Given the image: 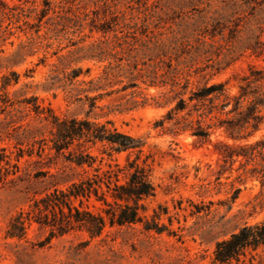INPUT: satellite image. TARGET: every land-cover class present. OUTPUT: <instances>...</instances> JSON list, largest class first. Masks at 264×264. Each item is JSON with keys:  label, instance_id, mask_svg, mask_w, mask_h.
<instances>
[{"label": "trees", "instance_id": "obj_1", "mask_svg": "<svg viewBox=\"0 0 264 264\" xmlns=\"http://www.w3.org/2000/svg\"><path fill=\"white\" fill-rule=\"evenodd\" d=\"M124 1L127 14L117 11L114 0H42L38 6L33 0H0V46L12 36L28 35L27 42L18 44L20 55L32 42L54 40L62 31L79 34L87 27L89 34L72 42L75 49L69 54L73 62H93L100 69L90 78V68L70 69L65 64L53 70L47 85L87 104L84 118H59L36 105L34 98L26 101L27 111L47 127L49 136L27 125L20 135H10L17 140L13 152L0 149V182L19 181L31 192L26 208L9 218L5 240L26 242L33 224L48 233L31 249H42L53 238L73 232L98 238L106 226L139 225L144 232L177 236L159 224L160 213L145 215V202L155 196L153 159L144 153L145 141L118 131L109 120L97 122L111 112L143 107L149 100L167 107L154 129L171 136L187 133L212 144L220 168L229 166L232 172L236 163L238 179L257 180L264 188V136L246 143L264 126V67L248 66L234 91L228 89V80L214 81L246 53L259 57L264 52V0H175V18L157 13L155 5L148 12L140 0ZM42 29L47 37L41 36ZM93 33L98 37L85 44ZM13 82H18L16 76ZM9 84L4 80L2 87ZM117 85L120 88L113 90ZM141 86L159 94L148 98ZM128 91L113 109L96 104ZM104 109L107 113H95ZM216 133L224 139L212 142ZM24 156L29 161L21 168ZM91 201L100 204L96 212L89 209ZM14 247L17 256L25 250ZM209 264H264V221L245 223L216 241Z\"/></svg>", "mask_w": 264, "mask_h": 264}, {"label": "rangeland", "instance_id": "obj_2", "mask_svg": "<svg viewBox=\"0 0 264 264\" xmlns=\"http://www.w3.org/2000/svg\"><path fill=\"white\" fill-rule=\"evenodd\" d=\"M3 1L18 4L24 0ZM33 1L38 6L42 0ZM56 1L51 0L52 3ZM114 1L117 11L129 13L125 5L127 1ZM140 1L146 3L148 12L155 5L157 8L154 10L162 16L164 13L176 17L172 13L177 11L175 0H157V3L155 0ZM133 6L138 7L135 2ZM132 12L136 14L135 10ZM189 15L192 17L195 13ZM40 34L47 37L45 29ZM88 34L87 27L74 35L62 31L54 40L45 39L41 44L32 42L20 55H16L18 44L27 42L28 35L20 33L17 37L12 36L0 46V149L4 148L6 153L13 152L17 140L10 135H20L27 125L40 129L44 137L49 136L47 127H41L34 113L27 111L26 101L31 98L40 108L51 109L59 118H84L87 104L74 102L62 89H49L47 85L55 75L53 70L61 69L65 64H69L70 69L90 68V78L99 74L100 69L93 62H73L74 57L69 54L75 49L70 44ZM97 37L98 34L93 33L91 38L85 39V44ZM260 40L264 43V31ZM9 41L13 42L12 46ZM248 66L264 67V52L259 57L246 53L217 75L214 81L228 80V89L234 91L238 77L247 71ZM15 76L18 79L16 84L13 82ZM4 80L10 81V84L3 88ZM119 88L117 85L113 90ZM143 88L141 86L148 98L159 94V90ZM127 93L129 91L113 93L96 104L113 109L124 101ZM166 110L167 107H157L149 100L143 107L121 113L111 112L98 118L97 122L109 120L118 131L145 141L144 153L150 154L153 159L152 182L155 186L154 198L145 202V215L149 218L153 211L160 213L159 224L167 226L177 236L144 232L139 225L130 229L106 226L98 238L90 239L84 232H73L53 238L42 249H31V244L47 236V229H39L33 224L27 231L26 242L4 239L9 218L26 208L31 192H27L25 185L19 181L0 182V264H209L216 241L227 238L245 223L264 221V188L259 182L250 178L238 179L236 163L232 166V172L229 166L220 168L212 144L196 141L187 133L171 136L154 129V122ZM95 113L102 115L107 110H95ZM262 136L264 126L246 143H252ZM215 139L224 137L216 133L211 137L212 142ZM93 153L97 152L93 150ZM123 157L118 156L119 162L123 161ZM26 161H29L27 156L20 159L21 168H25ZM99 207L100 204L93 201L89 204L93 212ZM16 244L25 249L20 251L19 256L16 255Z\"/></svg>", "mask_w": 264, "mask_h": 264}]
</instances>
